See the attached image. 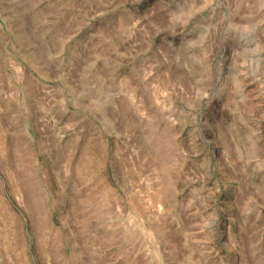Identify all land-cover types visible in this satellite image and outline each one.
I'll return each instance as SVG.
<instances>
[{
  "label": "rangeland",
  "instance_id": "obj_1",
  "mask_svg": "<svg viewBox=\"0 0 264 264\" xmlns=\"http://www.w3.org/2000/svg\"><path fill=\"white\" fill-rule=\"evenodd\" d=\"M0 264H264V0H0Z\"/></svg>",
  "mask_w": 264,
  "mask_h": 264
}]
</instances>
